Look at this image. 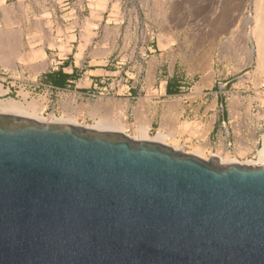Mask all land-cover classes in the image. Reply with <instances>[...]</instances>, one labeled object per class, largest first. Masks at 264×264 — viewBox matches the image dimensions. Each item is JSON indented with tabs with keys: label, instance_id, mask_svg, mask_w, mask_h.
Returning a JSON list of instances; mask_svg holds the SVG:
<instances>
[{
	"label": "water",
	"instance_id": "1",
	"mask_svg": "<svg viewBox=\"0 0 264 264\" xmlns=\"http://www.w3.org/2000/svg\"><path fill=\"white\" fill-rule=\"evenodd\" d=\"M0 264H264V163L0 114Z\"/></svg>",
	"mask_w": 264,
	"mask_h": 264
},
{
	"label": "rangeland",
	"instance_id": "2",
	"mask_svg": "<svg viewBox=\"0 0 264 264\" xmlns=\"http://www.w3.org/2000/svg\"><path fill=\"white\" fill-rule=\"evenodd\" d=\"M257 2L264 7V0H0V99L32 101L43 119L73 116L87 128L115 115L135 140L143 116L149 137L171 131L165 145L208 159L221 122L231 135L243 123H228L206 92L220 82L223 91L255 98L264 83L253 34ZM85 59L113 75L88 92L45 82L55 61ZM201 91L204 103L193 114Z\"/></svg>",
	"mask_w": 264,
	"mask_h": 264
},
{
	"label": "built area",
	"instance_id": "3",
	"mask_svg": "<svg viewBox=\"0 0 264 264\" xmlns=\"http://www.w3.org/2000/svg\"><path fill=\"white\" fill-rule=\"evenodd\" d=\"M218 84L219 90L211 91L212 88H210V91L206 92L207 94H214V106L220 104L219 109L223 114L226 113L228 123L239 118L243 124L231 135L223 120L221 127L224 128V131L217 130L213 134V141L208 144L206 153L208 157H211L212 151L223 153L233 159L235 163L254 160L256 152L262 144L261 137L264 134V83L256 85L255 98L243 95L242 91H223L225 85L220 82ZM80 95L79 97H81ZM218 97L220 98L219 103Z\"/></svg>",
	"mask_w": 264,
	"mask_h": 264
},
{
	"label": "bare ground",
	"instance_id": "4",
	"mask_svg": "<svg viewBox=\"0 0 264 264\" xmlns=\"http://www.w3.org/2000/svg\"><path fill=\"white\" fill-rule=\"evenodd\" d=\"M255 9H257L258 12H257V15L255 14L256 17H255V22H254L255 24L253 26V34H254V37L257 41V47L259 46V48H257V49H260L257 51H259V53L261 54L260 55L258 53V56L261 59L260 60L258 58V60L260 62V64H258V66H260L261 69L264 70V7H263V5L261 6V2H260V4H259V2H257L255 4ZM208 72H210V71H208ZM4 91L5 90L3 89L2 85L0 84V92H4ZM40 113H41L40 108L35 106L32 103V101H30V103H29V102L17 101L14 98L0 99V114H10V115L26 117V118L33 119L34 121H37L39 123L69 124L72 126L87 128V127L82 126L79 122H77V120L74 119L73 116L72 117L66 116V118L64 119L61 117L55 118V117H52V115H49L48 118L43 119V117L40 115ZM98 117H97L98 120L94 121L95 124L91 128H88V129H92V130H95L98 132H116V133L124 134L123 132H124L126 123H124V120H122L121 118L119 119V117H115V115H113V118H111V117L98 118ZM139 120L140 121H139V124L137 126V134H138V138L141 140H152V141H157V142L162 143V144H166L165 142L167 141V138H169L172 135L171 131L170 132L158 131L154 137H149V135H148L149 122H147L148 119H146L147 120L146 121L144 119V117L141 116L139 118ZM188 127H189V124L185 123L182 125L181 128L185 129ZM261 138H262V144L256 152L255 159L251 160V161L246 160L243 163H246V164L251 163V162L257 163V164L264 163V134L262 135ZM173 149L180 151L179 147L178 148L173 147ZM194 154L200 158H203V152L201 150H196L194 152ZM215 156H220V155L218 153H216ZM222 157H223L224 163L234 162L233 159H231L228 155H226V156L222 155Z\"/></svg>",
	"mask_w": 264,
	"mask_h": 264
},
{
	"label": "crops",
	"instance_id": "5",
	"mask_svg": "<svg viewBox=\"0 0 264 264\" xmlns=\"http://www.w3.org/2000/svg\"><path fill=\"white\" fill-rule=\"evenodd\" d=\"M58 64H61V61H55V64H52L51 66L50 72L61 69L63 72L70 75L68 84L65 87L69 86L75 88V90H85L86 92L93 87H96L97 81L101 82L102 79H109V77L114 73L106 64L103 66H93L90 61L86 59L82 62L80 61L79 64H77L76 61H72L69 64L65 63L59 67L57 66ZM202 94L203 93L201 91V95L196 99L198 102L195 105L193 114L197 113L199 111L197 108H200L204 103Z\"/></svg>",
	"mask_w": 264,
	"mask_h": 264
},
{
	"label": "trees",
	"instance_id": "6",
	"mask_svg": "<svg viewBox=\"0 0 264 264\" xmlns=\"http://www.w3.org/2000/svg\"><path fill=\"white\" fill-rule=\"evenodd\" d=\"M45 82L54 88H64L68 84L70 75L61 69L54 72H48L44 75ZM167 92L173 93L174 89L171 85L167 86Z\"/></svg>",
	"mask_w": 264,
	"mask_h": 264
}]
</instances>
